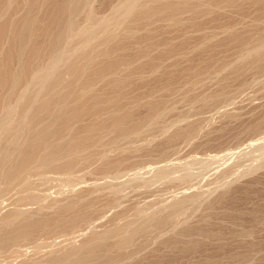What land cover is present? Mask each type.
<instances>
[{"label":"bare ground","instance_id":"1","mask_svg":"<svg viewBox=\"0 0 264 264\" xmlns=\"http://www.w3.org/2000/svg\"><path fill=\"white\" fill-rule=\"evenodd\" d=\"M100 1L96 5L93 0H0V121L14 106L17 114L13 112V116L20 117L19 128L0 139V195L9 186L20 184L25 190L18 199L36 203L0 212V264H221L226 257L229 264H249L263 246L264 238L257 228L264 226V213L253 214L252 225L225 226L228 231L214 228L219 218L213 220L211 215L219 216L217 212L227 208L221 203L234 198L236 191L258 184V180L227 188L207 204L199 224H183L161 239L158 248L165 252L147 253L148 235L176 228V221H181L178 216L197 202L195 192H181L144 215L135 210L138 214L130 220L124 216L131 207L116 211L109 226L90 229L92 232L78 246L56 244L60 248L54 246V252L44 253L43 249L38 254L35 249L37 255L27 254L28 249L21 247L25 242L37 246L39 234L62 235L99 211L92 204L95 196L90 188L75 191L71 187L75 191L72 195L58 201L47 199L53 206L49 208L48 203L41 202L46 197L31 189L28 173L54 169L65 174L91 159L96 161L94 158H100L96 169L101 173L117 172L129 159L119 146L130 150L134 139L143 140L172 125L164 133L160 152L197 130L195 120L178 125L186 116L176 107L179 100L190 107L198 104V108L228 100L232 91L248 84L246 72L255 76L264 71V0ZM101 10L108 11L102 19L97 15ZM109 15L114 18L110 29L105 22ZM85 22L94 23L96 28H86ZM68 52L69 60L57 69ZM215 77L218 87L206 90L207 80ZM234 81L238 85L231 91ZM232 115L227 112L225 116ZM253 121L247 129L261 127L264 112ZM145 150L152 152L148 146ZM253 192L259 197L264 189L257 185ZM115 193L114 189L107 191L105 203L115 201ZM255 201L259 211L264 200L262 204ZM244 208L241 213H250ZM120 217L124 221L116 222ZM230 239L244 247L241 252L217 256L218 251L209 250L199 263V257L195 261L187 257L190 263L180 259L199 250L201 242L215 240L223 245Z\"/></svg>","mask_w":264,"mask_h":264},{"label":"rangeland","instance_id":"2","mask_svg":"<svg viewBox=\"0 0 264 264\" xmlns=\"http://www.w3.org/2000/svg\"><path fill=\"white\" fill-rule=\"evenodd\" d=\"M100 2H101L100 0H93V3L96 5H100L99 4ZM96 5L94 6L98 7ZM104 11L105 10L103 11L101 10L99 11L101 13L98 12L99 14H97L98 16L101 14L99 16L101 19H102L101 17L102 15L108 13V11L106 12ZM109 16H107L108 19L107 20L105 19L106 20L105 22L107 23L106 24L108 26L107 28L110 29L114 24L113 22L114 18ZM110 18H112V20ZM85 24H86V28L90 30L96 28V25L94 23L85 22ZM96 33H99L98 36L101 34V32H98V30ZM78 47H81V45L77 46L76 48ZM69 54L70 53L68 52V54H66L64 57L60 59L61 60V62L59 61L60 66L58 65L59 63H57V65L59 66V67L56 66L57 69L60 68L62 69L65 66L66 61L69 60V57L67 56ZM263 72L264 71L258 73L255 76L252 75V73H249V71L246 72L245 78H247L248 84H244L243 86L235 90L234 88L238 85V83L236 84L237 81H234L235 83L233 82V84H231L233 85L231 86V91L232 90L234 91H232L233 93L231 94L228 100H221L220 102L219 101L216 102V104L214 103L212 105L203 108H198V104H195L196 106L195 105L191 106L193 109H190L191 108L190 105H188L184 101L179 100L176 103V107L178 110L184 111L186 116L178 121V125L180 124L179 126L182 125L185 126V123L187 124L189 122H194L195 120L196 122H198V128L196 131H194L195 133L193 132L188 136H185L181 139L174 141L171 144H168L171 146L170 147L167 146L166 149H164L165 151L163 150L160 152L158 151V149L164 146L163 143L165 140L164 133L171 130L172 125H169L167 131L164 132L156 131L151 134H148V136L146 135L144 139L142 138L143 140H141V138L134 139L132 142L134 145L130 150H126L124 146H119V148L124 149L123 154L125 155L126 158L129 159L127 160L125 159V165L128 163L126 166L124 165L125 168L123 167L117 172H114L113 170L110 171V173L108 172L101 173L96 169L100 158L98 159L94 158L96 161L91 159L93 161L89 160V162L87 161L82 165L73 168L69 173L66 172L68 174L66 173L64 174L65 171H60V170H57L58 171L57 172L54 169H50V170L45 169L40 173L38 172L28 173L27 178L31 184V189L35 192L40 193L41 196L46 197L45 199H43L44 201L41 200L43 204L47 205V203L49 201L51 202L53 198H54L53 201H58L60 200V198L64 199L68 197L69 194L72 195V193L75 191L78 190L84 191L90 188V190L94 191L93 194L95 196V198L92 197L93 198L92 201L93 202L95 201V203L92 202V204L94 208L95 209L98 208L99 211L93 214L92 215L93 217L91 216L92 218L91 217L90 219L88 218L84 223L77 224L78 227H76L77 225H75L74 229L71 228L73 230L70 229L68 232L62 233V235L58 233H54L49 236L48 235L46 236L44 234H39L37 237V243H38L37 246L34 247L29 242H25V244H22L21 247L22 248L26 247V249H28L27 250L28 252L26 251L27 254L28 253L33 254L35 249H37L35 250V252L40 254L43 253L44 251L43 249H45L44 253L54 252L56 251L57 247L60 248L57 245L64 246L67 242L68 244L72 243V245L75 244L76 246H78L81 244L83 239H85L86 236H88L90 232H92V230L94 231L100 229V227L102 226H109V223H111L110 218L114 215L113 213H115L116 211L125 209L126 207H131L126 212V216H124V219L128 217L127 219L130 220L136 214H138V212L140 213V215L141 213H143L142 215H144L147 213V211L149 212L152 208H159L161 204H162L161 206H164L169 200H172L174 196L181 195V192L182 193L195 192L197 194V202L193 206L187 208V210L185 209V211H183L184 213L182 212L180 214L181 216L180 215L178 216L179 218L177 220H181V221H176L177 225L176 228L174 227L175 230L171 228L170 231L161 232L160 234L157 235H155V233L148 235L149 236L147 238L148 248L145 251L147 253H152L153 255L157 252H165L163 247L162 249H159L161 247L159 242L161 241V239L171 236V234L174 231L175 232L178 231V229H180V227L184 225H193L194 223L196 224L197 222H198L197 224H199L202 219V216L205 215L206 207L208 206L207 204H210L211 202L218 199L219 196L227 188L230 189L236 188L242 185H246L247 183L253 180H258L259 181L258 184L251 186L249 188L254 191L256 186L258 185V186H262L264 189V124H262L261 127L258 126L254 130H249L246 128L247 126H249V124L252 123L253 120H254L253 122L258 120L259 117H261L262 113L264 112V73ZM217 80L218 79L216 77L212 79L211 78L208 79L207 82L205 83V89L209 91L215 90V88L218 87V83H219ZM13 108L15 109V106ZM14 109L12 111H9L12 113V115L11 113H7V115L9 114L8 116L10 118L7 115L6 116L4 115V117H2L0 121L1 123L0 139H5L8 136L7 135L8 131L10 130L12 131V129H17L15 127L17 126L19 128L20 126L19 125L20 120H18V118L20 119V117L15 115L13 116L14 113L17 114L16 110ZM225 111L226 113L229 112L232 113L233 115L230 117L225 116L226 115ZM157 134L159 135L157 136ZM152 145L155 147H153ZM147 146L148 148L152 149V152L150 153L145 152ZM156 147L157 150L155 149ZM110 152L113 153V150H111ZM101 175L104 178H101ZM19 185L20 184L17 185L14 184L9 186L8 189L5 190L6 192H3L0 195V209H1L0 212L7 211V209L11 206L23 207L26 206L25 204H28L27 206L36 205L34 201L18 199V195L24 192L22 191L23 187L21 185L20 187ZM71 187H73L76 190L73 191L74 189ZM249 188H247V190L240 189L239 191H236L235 194L237 195H235L234 197L235 199L229 197L226 201L224 200L225 203H221V205L223 204L227 208L221 207V208H225L226 210H224L223 212V210L221 209L220 212H217V214H219V216L217 215V217L214 216L213 214L211 215V219L214 220L219 218L218 222L221 223V225L219 223H216L217 225L216 224L213 225L214 228H218L220 230L223 229V231L226 230L228 231L229 229L226 228L225 226H231V224L238 227L242 225L244 226L252 225L253 217H254L252 215L254 214L255 216H257L259 214L262 215L264 213V211H260V208H263L264 210V205L262 204L263 202H261L262 198L264 200V194L259 195V197L256 196L255 194L252 195V193L254 192L251 190V193H249L250 192ZM113 189L116 192L115 201L105 203L106 201L105 194L107 193V191L110 192V190ZM98 195L101 196L98 197ZM245 196H248L249 200ZM245 198L246 201L244 200ZM47 199H49V201ZM255 199L257 201H255ZM250 200L252 201L253 204L251 203ZM247 201L250 203H248ZM254 201L257 202V204L258 203L262 204L263 207H261L260 205L259 208L260 213L257 210V205H255L256 203H254ZM235 202L239 204L238 207H236L237 204L235 205ZM29 203H32V205ZM245 203L246 204L248 203L249 206L251 208L254 207V209L252 208V210H248L251 208L248 205L243 206V204ZM96 204L97 207H95ZM110 205H112L111 208ZM48 207L51 208L53 206L49 205ZM101 208L102 209L104 208L103 212L100 211ZM243 208L249 211L250 213H241ZM135 210L138 212L136 213ZM256 211H258V213ZM98 212L99 214L97 215ZM236 216H237V220H236ZM240 216L243 218H239ZM222 218H224L223 220L225 221H223ZM121 219L122 221H124V219L120 217V220L117 218L116 222L121 223L122 222ZM98 221L100 224L98 223ZM225 223L228 225H226ZM90 225L92 226L90 227ZM257 229L260 236L264 238V226H260ZM80 231L83 232V233L81 232L82 235L84 234V232L85 234L83 236L80 235L79 233ZM162 233L164 235H162ZM58 236H60V238ZM51 238L57 242L55 241L53 242ZM46 240L49 242H47ZM44 242H46V245L44 244ZM51 242L53 244H51ZM233 243L237 248H235ZM236 243L237 240L234 239L232 240L230 239L228 244L223 243V245L222 243L218 244V242H216L215 240H213L212 242L211 241L201 242L199 243L200 244L199 250L196 249L195 252H192L194 254L190 253L189 255L181 256L180 259L184 257L185 258L184 261L189 262L188 261L189 258L187 257L194 259V261L199 257L200 259L198 258L197 260V262L199 263L201 259H203L202 254H204L206 251L207 254H209L208 252L210 251L211 253L213 252L215 253L218 251L219 253L216 254L217 256L219 255L222 256L224 254L226 255L227 253H230V251L241 252L242 248L244 247H242L240 243L238 244ZM26 244L27 245L29 244L30 246L29 245L27 246ZM212 245L214 246L215 249L213 248ZM237 245H239L240 247ZM32 246L34 248H32ZM54 246L57 247L54 249ZM207 246H209L210 248H208ZM49 247L50 249L51 248L52 249L48 250ZM223 247L227 249L224 251V249H222ZM231 247L232 249L234 247L235 250H232ZM218 248L220 251L218 250ZM228 248L230 249L228 250ZM154 249L155 250L159 249L161 251L159 250L155 251ZM201 251L203 252L201 253ZM256 252L255 255L251 258L249 264H264V241H263V246L262 245L259 246ZM36 253L34 254L37 255ZM228 258L229 257H226L221 264H229L230 262L228 261ZM182 262L183 260L179 263ZM202 263L203 261H201V263L199 264Z\"/></svg>","mask_w":264,"mask_h":264}]
</instances>
